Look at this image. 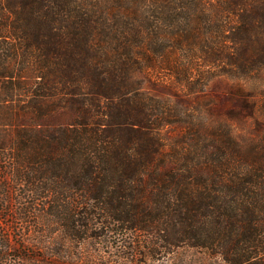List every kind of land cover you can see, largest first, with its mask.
<instances>
[{
	"label": "trees",
	"instance_id": "obj_1",
	"mask_svg": "<svg viewBox=\"0 0 264 264\" xmlns=\"http://www.w3.org/2000/svg\"><path fill=\"white\" fill-rule=\"evenodd\" d=\"M156 67L188 107L143 92ZM263 72L264 0H0V221L28 225L0 264H264L253 96H206Z\"/></svg>",
	"mask_w": 264,
	"mask_h": 264
},
{
	"label": "rangeland",
	"instance_id": "obj_2",
	"mask_svg": "<svg viewBox=\"0 0 264 264\" xmlns=\"http://www.w3.org/2000/svg\"><path fill=\"white\" fill-rule=\"evenodd\" d=\"M196 64V63H195ZM197 68L201 71L202 74L207 72V69L203 67L201 63H197ZM194 65V64H193ZM169 67V66H168ZM164 67V70L156 67V68H145L140 73H138V78L142 82V90L146 94L157 97V98H172V101L182 105L183 107H188L190 102L187 99H179L175 94L177 92H173L169 89V68ZM244 86L253 96V102L255 104L257 110V116L254 120L241 121L239 119H233V124L237 133L243 134L245 137H258L264 133V72L258 75H255L247 80H236L228 77H217L212 79L207 86L206 96L210 98L216 99L218 96L224 100V96L229 94V92H238L240 91V87ZM179 92V91H178ZM191 100H194L193 97ZM223 101H221V105H219L213 109V111L217 114L219 108L221 107L222 113L227 116V112L232 110L234 112L238 111V113L244 112V109L241 107H235L231 104L228 106H224ZM205 116H208V112L210 110L206 109L203 111ZM246 115L249 114L245 110ZM9 221L3 222L0 221V236L5 235L6 237H11L13 239V243L16 246L23 244L20 233L23 231L20 230L21 227L28 226L27 223H19L13 218V213L9 212ZM15 217V215H14ZM25 240L28 239V235L25 234ZM21 241V242H20ZM35 244L34 240H27L26 250L32 251V246ZM23 249V246H21ZM106 249V247H105ZM15 253H11L13 256ZM120 263L122 264H132L130 260L124 261L122 260ZM139 264H218L217 261H211V259L207 258L203 253L195 251V250H181V254L179 256H171L168 258L162 257L159 260H151V261H140Z\"/></svg>",
	"mask_w": 264,
	"mask_h": 264
}]
</instances>
